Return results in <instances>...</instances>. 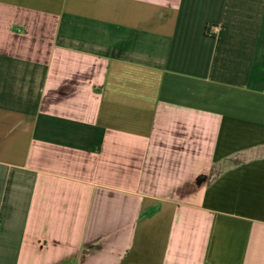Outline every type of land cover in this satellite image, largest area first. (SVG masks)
Masks as SVG:
<instances>
[{"label": "crops", "instance_id": "crops-1", "mask_svg": "<svg viewBox=\"0 0 264 264\" xmlns=\"http://www.w3.org/2000/svg\"><path fill=\"white\" fill-rule=\"evenodd\" d=\"M0 264H264V0H0Z\"/></svg>", "mask_w": 264, "mask_h": 264}]
</instances>
